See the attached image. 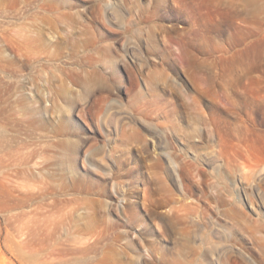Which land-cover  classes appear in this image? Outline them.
<instances>
[{"label":"rangeland","instance_id":"rangeland-1","mask_svg":"<svg viewBox=\"0 0 264 264\" xmlns=\"http://www.w3.org/2000/svg\"><path fill=\"white\" fill-rule=\"evenodd\" d=\"M0 264H264V0H0Z\"/></svg>","mask_w":264,"mask_h":264}]
</instances>
